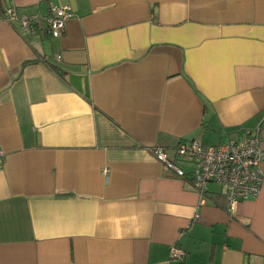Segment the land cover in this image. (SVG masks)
Returning a JSON list of instances; mask_svg holds the SVG:
<instances>
[{
	"label": "crops",
	"instance_id": "obj_1",
	"mask_svg": "<svg viewBox=\"0 0 264 264\" xmlns=\"http://www.w3.org/2000/svg\"><path fill=\"white\" fill-rule=\"evenodd\" d=\"M11 3L39 25L0 19V264H264V184L229 214L153 153L264 149V0Z\"/></svg>",
	"mask_w": 264,
	"mask_h": 264
},
{
	"label": "built area",
	"instance_id": "obj_2",
	"mask_svg": "<svg viewBox=\"0 0 264 264\" xmlns=\"http://www.w3.org/2000/svg\"><path fill=\"white\" fill-rule=\"evenodd\" d=\"M72 15L68 5L51 6L50 14L45 16L46 33L59 37ZM0 19L7 23L17 21L22 28H27L32 33L39 25L36 15L20 13L14 3L1 7ZM259 141L256 129L224 143L205 144L195 138L178 143L172 154L166 148H155L153 153L166 169L181 178L187 174L181 168V163L192 164L191 184L198 192L200 202H203L208 183L221 185L225 210L232 214L239 201L256 197L264 184V171L260 168L264 161V149L260 148ZM3 157V151L0 150V166ZM193 219L198 220L199 214L196 213ZM183 254L180 249L172 247V257L181 258Z\"/></svg>",
	"mask_w": 264,
	"mask_h": 264
}]
</instances>
